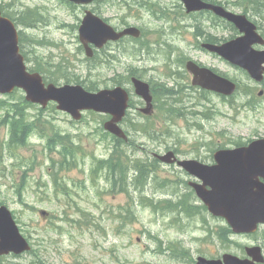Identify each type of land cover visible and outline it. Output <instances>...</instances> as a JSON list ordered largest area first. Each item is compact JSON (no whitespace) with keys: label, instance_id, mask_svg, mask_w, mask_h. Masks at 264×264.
Here are the masks:
<instances>
[{"label":"rangeland","instance_id":"374dc122","mask_svg":"<svg viewBox=\"0 0 264 264\" xmlns=\"http://www.w3.org/2000/svg\"><path fill=\"white\" fill-rule=\"evenodd\" d=\"M218 1L264 31V0ZM91 8L114 27L141 28L142 40L110 44L89 59L79 40L86 7L0 0L3 13L17 22L29 70L56 85H123L132 94L124 126L129 144L104 130V115L85 113L75 122L56 104L27 103L20 90L0 95V206L13 213L32 245L29 253L0 257V264H195L199 256L246 257V247L264 249V228L251 236L231 234L224 219L202 207L188 185L193 178L153 157L175 150L180 159L212 164L216 150L264 138V93L258 96L264 83L193 46L200 33L228 40L238 30L215 16L188 15L180 0H99ZM185 56L236 82L235 96L194 88L182 66ZM169 59L176 67L166 65ZM132 74L156 87L152 118L138 112L143 102ZM14 122L28 127L17 139ZM180 199L197 205V213L177 208Z\"/></svg>","mask_w":264,"mask_h":264},{"label":"water","instance_id":"95a60500","mask_svg":"<svg viewBox=\"0 0 264 264\" xmlns=\"http://www.w3.org/2000/svg\"><path fill=\"white\" fill-rule=\"evenodd\" d=\"M80 5H90L95 0H69ZM188 12L214 9L216 14L235 23L244 37L231 41L221 47L212 45V50L232 64L246 69L257 82L264 80V51L253 49L255 44H264L256 33V26L245 16H236L222 7L208 5L201 0H182ZM80 27V40L92 56L89 44L103 48L109 41H117L126 35L140 36L136 28H129L117 33L92 11H87ZM188 70L195 75L194 85L205 89L232 95L236 85L231 81L215 75L212 71L201 69L190 62ZM137 95L146 101L148 107L143 113L152 115V96L150 86L138 79H133ZM16 88L23 89L28 102L39 104L44 108L50 102L58 104V110L67 112L75 120L82 118L81 111L95 110L109 114L112 119L105 124V129L115 136L127 140L119 123L123 121L128 109L129 95L118 87L91 94L82 86L56 87L45 86L39 74L27 72L24 57L20 53L19 37L14 23L3 18L0 11V93L10 94ZM164 163L174 164L175 154L157 156ZM215 165H205L196 160H186L178 164L203 184H193L197 196L216 217H223L237 234H252L259 224H264V139L254 141L249 146L236 149H222L215 153ZM30 250L26 240L20 235L18 227L7 207H0V256L10 253L21 254ZM248 256L253 259L242 260L227 254L223 260H208L200 257L197 264H255L264 261L261 249L248 248Z\"/></svg>","mask_w":264,"mask_h":264},{"label":"trees","instance_id":"16d2710c","mask_svg":"<svg viewBox=\"0 0 264 264\" xmlns=\"http://www.w3.org/2000/svg\"><path fill=\"white\" fill-rule=\"evenodd\" d=\"M89 90H91V88H89ZM153 91L155 94L156 89L154 88ZM27 131H28V127H25V131H23L22 128L18 124H13L12 137H13V139H17V137L19 136L20 133H22V135L24 136V132L27 133ZM24 139H25L24 137L19 138V142L24 143ZM26 139H27V137H26ZM108 164H111V163L109 162ZM183 200L184 199H180V201H177L175 204L176 207L181 209V211L186 213L187 215H191L192 212H191V210H189V208H192L193 205L188 204L186 201H183Z\"/></svg>","mask_w":264,"mask_h":264},{"label":"flooded vegetation","instance_id":"af4514ba","mask_svg":"<svg viewBox=\"0 0 264 264\" xmlns=\"http://www.w3.org/2000/svg\"><path fill=\"white\" fill-rule=\"evenodd\" d=\"M215 39H216V38H215ZM198 40L201 41L202 39H201V38H198ZM204 42H206V43L209 42V43H210V41H207V35H206V38H205ZM213 43H215V44H216V43H221V41H219V42L214 41ZM201 44H202V43H201ZM196 45H197V46H200V42H196Z\"/></svg>","mask_w":264,"mask_h":264},{"label":"bare ground","instance_id":"6f19581e","mask_svg":"<svg viewBox=\"0 0 264 264\" xmlns=\"http://www.w3.org/2000/svg\"><path fill=\"white\" fill-rule=\"evenodd\" d=\"M132 1V0H131ZM146 3H147V1H146ZM149 4H150V2H149ZM144 5V4H143ZM148 7V6H147ZM174 33V32H173ZM149 175V174H148ZM139 176V175H138ZM187 193V192H186ZM182 197V196H181Z\"/></svg>","mask_w":264,"mask_h":264}]
</instances>
